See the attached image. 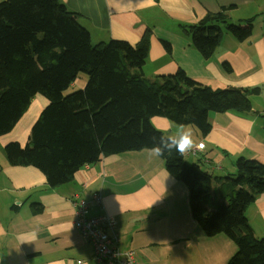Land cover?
Segmentation results:
<instances>
[{
	"label": "crops",
	"instance_id": "crops-1",
	"mask_svg": "<svg viewBox=\"0 0 264 264\" xmlns=\"http://www.w3.org/2000/svg\"><path fill=\"white\" fill-rule=\"evenodd\" d=\"M60 1L77 13L92 44L111 39L135 44L149 28V49L142 66L149 79L181 69L211 88L259 87L257 94L249 96L250 111L210 112L211 129L206 135L183 125L192 133L193 146L205 143V150L186 151L183 156L215 177L210 191L213 200L224 199L230 189L227 177H235L236 158L264 163V0ZM220 11L227 24L245 26L252 18L251 36L238 40L226 24H220L219 43L204 58L181 32L180 24H195L207 13ZM86 79L79 75L69 87L82 89ZM30 103L14 128L0 136V264H102L74 225L73 199L90 198L94 192L101 202L92 205L89 214L112 217L119 244L133 251L135 264L226 263L223 255L229 249V236L204 233L191 214L187 187L150 149L103 156L55 187L32 166L9 165L3 146L11 141L29 142L30 128L48 100L36 94ZM150 121L167 137L181 128L162 116ZM245 217L253 235L264 237V191L247 206Z\"/></svg>",
	"mask_w": 264,
	"mask_h": 264
},
{
	"label": "trees",
	"instance_id": "trees-1",
	"mask_svg": "<svg viewBox=\"0 0 264 264\" xmlns=\"http://www.w3.org/2000/svg\"><path fill=\"white\" fill-rule=\"evenodd\" d=\"M77 17L60 0L0 1V136L14 128L36 94L48 100L30 128L29 142H8L3 155L9 165L40 170L50 187L71 181L77 170L103 156L151 149L167 137L152 125L153 116L206 135L210 112L251 110L249 96L259 87L211 88L181 69L145 77L149 28L135 44L117 39L92 44ZM226 21L224 11L209 12L180 29L209 58L220 40V24L238 40L251 36L252 18L245 26ZM80 72L87 76L85 86L65 94ZM159 157L187 187L191 214L204 233H226L235 242L226 264H264V237L253 235L245 217L247 206L264 191V163L236 158L235 177H227L230 189L224 199L213 200L215 177L201 165L175 150Z\"/></svg>",
	"mask_w": 264,
	"mask_h": 264
},
{
	"label": "built area",
	"instance_id": "built-area-1",
	"mask_svg": "<svg viewBox=\"0 0 264 264\" xmlns=\"http://www.w3.org/2000/svg\"><path fill=\"white\" fill-rule=\"evenodd\" d=\"M205 150V143L198 142L188 153L196 154ZM101 202V196L94 192L90 198L76 196L73 199L74 225L93 248V257L102 264H135L132 250H124L119 244V235L112 217L103 213L90 215L92 205Z\"/></svg>",
	"mask_w": 264,
	"mask_h": 264
},
{
	"label": "clouds",
	"instance_id": "clouds-1",
	"mask_svg": "<svg viewBox=\"0 0 264 264\" xmlns=\"http://www.w3.org/2000/svg\"><path fill=\"white\" fill-rule=\"evenodd\" d=\"M194 141L190 130L184 129L181 126L178 133L174 136L161 137L158 144H154L150 149V153L156 156L163 155L165 151L172 152L175 150L177 153L183 155L193 147Z\"/></svg>",
	"mask_w": 264,
	"mask_h": 264
},
{
	"label": "rangeland",
	"instance_id": "rangeland-1",
	"mask_svg": "<svg viewBox=\"0 0 264 264\" xmlns=\"http://www.w3.org/2000/svg\"><path fill=\"white\" fill-rule=\"evenodd\" d=\"M83 26H85V24L82 22V21H79ZM86 27V26H85ZM87 28V27H86ZM88 29V28H87ZM79 75H84L85 77H87L86 76V74H84L83 72H80L79 73ZM75 88V87H74ZM73 87H69L66 91H65V94H68V93H71V92H73V91H76V90H79V89H74ZM31 106H32V104L30 103V105L28 106V108L27 109H30L31 108ZM26 109V110H27ZM190 127H192V126H190ZM218 200V199H217ZM230 239V245H229V249L227 250V253L226 254H224L223 255V259H226L227 261H226V263L228 262V260H229V258L236 252V244H235V242L231 239V238H229ZM225 263V264H226Z\"/></svg>",
	"mask_w": 264,
	"mask_h": 264
}]
</instances>
